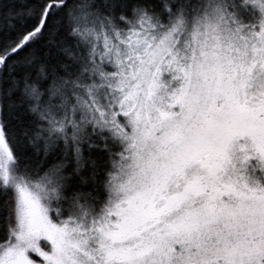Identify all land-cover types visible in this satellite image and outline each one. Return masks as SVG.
Instances as JSON below:
<instances>
[{"label": "snow or ice", "instance_id": "obj_1", "mask_svg": "<svg viewBox=\"0 0 264 264\" xmlns=\"http://www.w3.org/2000/svg\"><path fill=\"white\" fill-rule=\"evenodd\" d=\"M0 264H264V0H0Z\"/></svg>", "mask_w": 264, "mask_h": 264}]
</instances>
